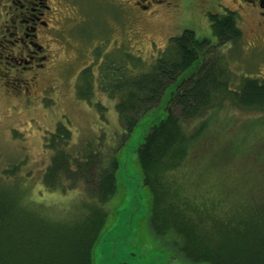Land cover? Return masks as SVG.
Segmentation results:
<instances>
[{
  "label": "rangeland",
  "instance_id": "rangeland-1",
  "mask_svg": "<svg viewBox=\"0 0 264 264\" xmlns=\"http://www.w3.org/2000/svg\"><path fill=\"white\" fill-rule=\"evenodd\" d=\"M58 4L56 34L44 43L53 64L34 75L28 90L7 86L0 76V195L1 186L7 184L31 185L23 195L27 202H22L28 214L67 222L98 203L81 181L66 191H50L41 184L40 176L52 155L45 135L58 121L64 120L70 128L69 149L90 143L109 151L110 146L126 140L127 134L118 133L117 97L112 98L105 88L110 85V70L106 68L110 60L125 68V74L144 72L169 38L184 28L193 30L199 38L215 41L208 12L228 8L237 13L240 39L207 48L202 51L203 57L209 61L218 53L222 55L231 86L243 76L264 80V17L241 0H158L142 10L124 7L121 0H60ZM135 58L142 64L129 63ZM86 67H90L91 91L88 96H80L77 86L83 80L79 74ZM160 101L155 109L161 112L164 106ZM174 115H179L177 109ZM179 118L184 132H197L200 137L195 147L194 143L189 145L187 155L191 150L193 153L176 169L173 186L191 195L200 186L205 187L200 179L204 175V179H221L235 193L229 199L252 202L264 198V109L241 108L224 100L194 118ZM132 145L134 141L127 146ZM113 152L105 156L111 158ZM131 159L132 155V163ZM18 161L22 162L18 173L13 177L3 174V169ZM132 170L126 160L119 176L125 190L120 188L101 204L112 224L102 232L106 231L102 243L97 244V240L94 246V264L102 257H106L104 264H145L154 255L158 263L161 258L159 250L153 248L164 242L153 238L149 217H143L140 208L131 219L130 214L127 216L129 207L135 204L137 179ZM164 237L167 248L174 249L172 233ZM132 252L133 258L129 255ZM166 263L181 264L175 257H169ZM159 264H165L164 260Z\"/></svg>",
  "mask_w": 264,
  "mask_h": 264
},
{
  "label": "trees",
  "instance_id": "trees-1",
  "mask_svg": "<svg viewBox=\"0 0 264 264\" xmlns=\"http://www.w3.org/2000/svg\"><path fill=\"white\" fill-rule=\"evenodd\" d=\"M208 18L215 41L199 38L184 28L169 38L144 72L125 74V68L115 65L117 61L106 64L110 85L105 88L112 98L117 97L118 133L127 134L124 142L110 146L114 151L111 158L105 156L110 150L105 151L100 144L69 149L70 128L64 120L45 135L52 155L41 173V184L50 191H66L81 181L97 204L87 206L86 212L70 221H55L27 213L23 195L31 185L17 182L1 186L0 264H94V246L112 224L101 204L124 188L119 176L126 160L139 179L142 216L149 217L153 238L164 242L153 248L161 253L157 264L163 260L167 264L169 257L181 264H264V198L252 202L229 199L235 193L221 179H204V175L200 179L205 187L191 195L171 182L188 156L189 145L194 143L195 147L200 137L197 132H184L179 117L194 118L224 100L241 108L264 109V80L243 76L231 86L222 55L218 53L209 61L203 57L207 48L240 39L237 13L225 8L208 12ZM0 62L5 84L25 90L17 83L20 74L12 71L10 75L5 68L8 64L1 57ZM129 63L142 64L136 58ZM89 68L79 74L83 80L77 86L80 96L91 91ZM160 99L164 106L161 112L155 109ZM96 106L100 110V105ZM174 107L179 117L174 115ZM132 141L135 145L127 146ZM21 163L11 164L3 174L13 177ZM167 232L172 233L174 249L166 246Z\"/></svg>",
  "mask_w": 264,
  "mask_h": 264
},
{
  "label": "flooded vegetation",
  "instance_id": "flooded-vegetation-1",
  "mask_svg": "<svg viewBox=\"0 0 264 264\" xmlns=\"http://www.w3.org/2000/svg\"><path fill=\"white\" fill-rule=\"evenodd\" d=\"M158 0H121L124 7L147 9ZM264 17V0H241ZM60 0L0 1V57L8 64V72H18L17 83L28 90L34 75L53 62L45 42L55 36L56 14ZM157 3V2H156ZM262 23V22H260ZM10 66V67H9ZM27 72L30 75H27ZM26 73V74H25Z\"/></svg>",
  "mask_w": 264,
  "mask_h": 264
},
{
  "label": "water",
  "instance_id": "water-1",
  "mask_svg": "<svg viewBox=\"0 0 264 264\" xmlns=\"http://www.w3.org/2000/svg\"><path fill=\"white\" fill-rule=\"evenodd\" d=\"M136 179H137V181H136V183L134 185L135 189L133 188V191H134L133 195H134L135 204H134L133 207H129V210L127 211V216L129 217V214L131 216L130 219L132 218L133 215L135 216V212L137 211V209L140 208L141 212L144 209L143 208V201H142V198L140 197V192H139V185H138L139 179L137 177H136ZM136 203H138V205ZM105 234H106V231H105V233L101 234V236L98 239V243L97 244L100 245L102 243V239H103ZM125 235H128V234L125 232ZM129 255H131L132 258H133L135 256V253L132 252V253H129ZM104 260L106 261V257H104V258L102 257L101 260H96L95 259V264H104L103 263ZM156 261H157V257H156V255H154V256L150 257L148 260H146L145 264H156L157 263ZM118 264H127V262L126 261H120Z\"/></svg>",
  "mask_w": 264,
  "mask_h": 264
}]
</instances>
